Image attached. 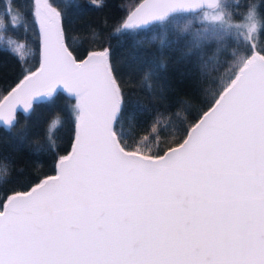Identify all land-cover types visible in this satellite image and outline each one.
I'll return each instance as SVG.
<instances>
[{"label": "snow or ice", "instance_id": "6c2138e0", "mask_svg": "<svg viewBox=\"0 0 264 264\" xmlns=\"http://www.w3.org/2000/svg\"><path fill=\"white\" fill-rule=\"evenodd\" d=\"M62 15L35 0L40 65L0 97V124L14 128L20 110L62 89L75 100L72 148L54 175L0 205V264H264V48L232 53L230 75L204 90L206 108L174 133V146L150 147L158 112L132 150L117 127L124 93L109 49L78 60ZM18 22L5 12L0 33ZM153 22L189 34L193 48L234 32L216 0H143L117 31Z\"/></svg>", "mask_w": 264, "mask_h": 264}, {"label": "trees", "instance_id": "16d2710c", "mask_svg": "<svg viewBox=\"0 0 264 264\" xmlns=\"http://www.w3.org/2000/svg\"><path fill=\"white\" fill-rule=\"evenodd\" d=\"M138 1L49 0L63 14L65 42L77 59L89 50L109 49L110 63L124 93L125 112L117 127L128 146L135 150L141 128L159 112V136L150 147L156 150L158 146L162 153L174 145V133L206 108L210 96L204 90L216 88L222 76L230 75L232 53L247 54L252 44L264 48V0H218L234 32L223 40L202 41L199 48L192 47L189 34L157 23L117 31ZM5 12L19 13V22L0 33V97L38 62L34 0H0V19ZM250 12L254 16L251 21ZM7 23L11 25V17ZM249 24L255 25L251 33ZM201 26L199 20H193L194 29ZM9 38L11 45L7 43ZM74 104L69 95L56 92L52 98L34 103L28 113H18L14 128L0 127V204L8 194L25 191L54 172L56 159L71 143ZM54 119L59 123L46 132ZM22 132L26 133L25 140H21Z\"/></svg>", "mask_w": 264, "mask_h": 264}, {"label": "water", "instance_id": "95a60500", "mask_svg": "<svg viewBox=\"0 0 264 264\" xmlns=\"http://www.w3.org/2000/svg\"><path fill=\"white\" fill-rule=\"evenodd\" d=\"M218 0H216V2H217ZM141 3H143V0H139L127 13H126V15L123 17V18H125L131 11H133L134 9H135V7L136 6H138L139 4H141ZM153 23H156V22H153ZM153 23H151V24H153ZM150 25V24H149ZM149 25H146V26H144V27H142V28H145V27H147V26H149ZM35 26H36V31H37V35H38V62H37V65L35 66V68H33L31 71H35L37 68H39V65H40V37H39V26H38V21H36V19H35ZM140 29V28H139ZM99 50H102V49H96V50H89V51H87L81 58H79L78 60H83V59H85L86 57H87V55H88V53L90 52V51H99ZM23 78V76L13 85V86H11L3 95H6L13 87H15L16 86V84L21 80ZM58 92H62V93H65V94H67L66 92H64L62 89L61 90H58ZM2 95V96H3ZM68 95V94H67ZM1 96V97H2ZM46 99V98H45ZM42 100H44V99H40V100H37L35 103H38V102H40V101H42ZM75 101V100H74ZM18 113H20V114H26L25 112H23V110H20ZM0 127H4L2 124H0ZM74 133H75V120H74V123H73V134H72V139H71V143H70V146H69V149H68V151L64 154V155H67L70 151H71V148H72V143H73V138H74ZM172 146H174V145H172ZM167 149V148H166ZM166 149H164V150H166ZM163 150V151H164ZM163 153V152H162ZM161 153V154H162ZM64 155H61V156H64ZM60 157V156H59ZM58 157V158H59ZM58 158L56 159V161H55V164H54V172L52 173V174H49V175H54L55 174V165H56V163H57V160H58ZM46 176H48V175H46ZM45 177V176H44ZM44 177H42V178H44ZM41 178V179H42ZM38 182V181H37ZM32 186V185H31ZM30 186V187H31ZM29 187V188H30ZM28 188V189H29ZM28 189H26V190H28ZM25 190V191H26ZM13 193V192H12ZM12 193H10V194H12ZM10 194H8V195H10ZM4 199H6V197L4 198ZM4 201V200H3ZM3 201L1 202V204L0 205H2V203H3Z\"/></svg>", "mask_w": 264, "mask_h": 264}, {"label": "rangeland", "instance_id": "374dc122", "mask_svg": "<svg viewBox=\"0 0 264 264\" xmlns=\"http://www.w3.org/2000/svg\"><path fill=\"white\" fill-rule=\"evenodd\" d=\"M34 8H35V0H34Z\"/></svg>", "mask_w": 264, "mask_h": 264}]
</instances>
